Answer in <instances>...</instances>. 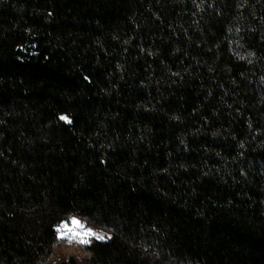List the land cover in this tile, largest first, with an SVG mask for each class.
<instances>
[{"label": "trees", "instance_id": "1", "mask_svg": "<svg viewBox=\"0 0 264 264\" xmlns=\"http://www.w3.org/2000/svg\"><path fill=\"white\" fill-rule=\"evenodd\" d=\"M51 262L264 264V0H0V264Z\"/></svg>", "mask_w": 264, "mask_h": 264}, {"label": "rangeland", "instance_id": "2", "mask_svg": "<svg viewBox=\"0 0 264 264\" xmlns=\"http://www.w3.org/2000/svg\"><path fill=\"white\" fill-rule=\"evenodd\" d=\"M89 229L96 235L90 234L88 231ZM58 230L59 235L63 234L64 241L57 248V258H69L73 256L77 257L79 260H86L87 255L82 250L80 241H87L92 238L106 237V235L102 231L93 229L91 226L86 225L84 221L77 217H71L69 220L63 222ZM69 237H71V242L69 240ZM54 260L55 258L52 260V262Z\"/></svg>", "mask_w": 264, "mask_h": 264}, {"label": "snow or ice", "instance_id": "3", "mask_svg": "<svg viewBox=\"0 0 264 264\" xmlns=\"http://www.w3.org/2000/svg\"><path fill=\"white\" fill-rule=\"evenodd\" d=\"M60 119H61V120H66L67 117H65V116H61ZM88 231H89L90 234H92V235H96V234L93 233L90 229H89ZM57 238H58V239H63V234L58 235ZM100 238L103 239L104 237H100ZM69 240H70V242H71V237H69ZM80 242H81V243H85L86 241L81 240Z\"/></svg>", "mask_w": 264, "mask_h": 264}]
</instances>
